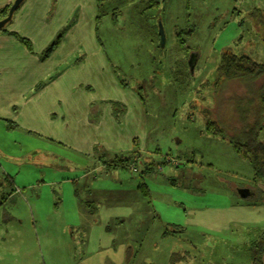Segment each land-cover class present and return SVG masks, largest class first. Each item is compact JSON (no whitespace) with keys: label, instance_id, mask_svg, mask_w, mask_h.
I'll use <instances>...</instances> for the list:
<instances>
[{"label":"rangeland","instance_id":"obj_1","mask_svg":"<svg viewBox=\"0 0 264 264\" xmlns=\"http://www.w3.org/2000/svg\"><path fill=\"white\" fill-rule=\"evenodd\" d=\"M145 4H106L98 34L121 78L140 88L152 170L141 160L78 179L82 159L73 151L35 136L12 145L15 137L0 135V264H252L264 245V180L228 139L205 133L208 110L231 137L261 124L264 141V79L217 81L228 50L264 64V0ZM51 145L69 163L54 160ZM240 186L258 193L242 198Z\"/></svg>","mask_w":264,"mask_h":264},{"label":"crops","instance_id":"obj_2","mask_svg":"<svg viewBox=\"0 0 264 264\" xmlns=\"http://www.w3.org/2000/svg\"><path fill=\"white\" fill-rule=\"evenodd\" d=\"M13 2L0 0V9ZM97 16L96 0H25L6 30L28 39L31 49L13 34L0 31V135L15 137L9 140L12 145L21 143L16 140L18 136L21 141L25 136H35L73 151L82 159L76 162L80 167L76 169L81 171L78 179L141 160L150 172L152 166L146 161L151 121L138 88L121 78L98 43ZM66 24L70 26L60 45L42 59L40 54ZM50 76L52 79L36 90ZM111 101L125 107L120 122L112 112ZM58 148L50 147L54 160L69 163ZM134 149L139 150L136 159L126 163L116 159L129 157ZM188 159L189 167L195 160L192 156ZM3 174L15 182L12 167L5 165ZM251 191L254 196L258 193ZM262 260L264 264V254Z\"/></svg>","mask_w":264,"mask_h":264},{"label":"trees","instance_id":"obj_3","mask_svg":"<svg viewBox=\"0 0 264 264\" xmlns=\"http://www.w3.org/2000/svg\"><path fill=\"white\" fill-rule=\"evenodd\" d=\"M111 1L113 0H96L98 4V16H97V21H96V24H97L96 37H97L98 43L100 44L104 52H105L104 43L99 37L98 25L100 22V18L104 12L105 5L108 3L110 4ZM143 1L144 3H146L145 4L146 8L152 9V10L159 8L161 3L163 2V0H143ZM24 2L25 0H22L20 2L19 6L16 8L15 12L13 13L12 19L15 13L20 9L21 5ZM11 5L12 4L0 9V20L7 17ZM54 7H55V3L52 5V10ZM118 12L119 11L117 9L115 8L112 9V16H113L114 23H115V18ZM12 19L9 22H7V24L4 27L0 28L1 32L10 33L8 30H6V27L12 21ZM69 26L70 24H66L58 31L54 40L40 54L42 59H46L47 57H49L51 53L60 45L62 38L65 32L68 30ZM10 34H13L18 40L26 44L27 47L31 49V44L28 39L21 37L20 35L15 34V33H10ZM177 34L180 35V32L178 31ZM187 52L189 53L190 49ZM181 69L184 74L186 75L188 74L187 67L186 68L178 67L177 70L180 72L177 71V75H183V74H179V73H182ZM217 74H218L217 81L219 83H221L223 80L224 81L251 80V81L257 82L258 79L260 78L264 79V64L258 63L250 56L237 55L231 52L230 50H228L221 55V59L219 61L218 68H217ZM51 79L52 77L50 76L48 80L42 81L41 83H39L38 86L36 87V90L42 88L47 83V81ZM121 83L124 87H126L125 82L121 81ZM138 92L143 98L140 88H138ZM258 99H259V104H260L259 112H261L264 115V81L259 85ZM110 104L112 106V112L115 115L116 120L120 122L121 116L125 112L124 105L117 101H111ZM205 118H206V126H205L206 135L214 137V138L219 137L222 139H228L233 151L239 157H241L243 160L249 163V165L251 166L254 178L256 180H264V141H262L259 137L260 132L262 130V125L256 124L248 128L246 127L238 134L239 135L238 137H231L226 134V129L223 125H221L220 123L212 119L211 113L208 110H205ZM138 145H139V142L137 139H135L134 148L137 149ZM135 149L129 157L117 156L116 159H119L123 163L130 162L133 158L136 159L137 157L136 154L139 152V150L135 151ZM171 232L172 231L170 232L166 231L165 234L169 235ZM263 254H264V245L253 250L252 264H263V260H262Z\"/></svg>","mask_w":264,"mask_h":264},{"label":"water","instance_id":"obj_4","mask_svg":"<svg viewBox=\"0 0 264 264\" xmlns=\"http://www.w3.org/2000/svg\"><path fill=\"white\" fill-rule=\"evenodd\" d=\"M21 1L22 0H14V2L12 3L9 9L7 17L0 20V28L4 27L7 24V22H9L12 19L13 13L15 12L16 8L19 6ZM159 33H160V38H161V44L163 45L165 42V32L162 26H160ZM237 192L239 196L242 198H246L251 195L250 188L248 187H240L237 190Z\"/></svg>","mask_w":264,"mask_h":264},{"label":"flooded vegetation","instance_id":"obj_5","mask_svg":"<svg viewBox=\"0 0 264 264\" xmlns=\"http://www.w3.org/2000/svg\"><path fill=\"white\" fill-rule=\"evenodd\" d=\"M191 59H192V60L196 59V55H192V56H191ZM250 192L252 193L251 189H250Z\"/></svg>","mask_w":264,"mask_h":264},{"label":"built area","instance_id":"obj_6","mask_svg":"<svg viewBox=\"0 0 264 264\" xmlns=\"http://www.w3.org/2000/svg\"><path fill=\"white\" fill-rule=\"evenodd\" d=\"M168 161H171L170 159H168ZM134 170H136V167H133ZM17 191H20V189H18Z\"/></svg>","mask_w":264,"mask_h":264}]
</instances>
